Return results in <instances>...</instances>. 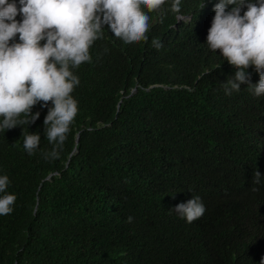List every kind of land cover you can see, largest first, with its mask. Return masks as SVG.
<instances>
[{
    "label": "trees",
    "instance_id": "1",
    "mask_svg": "<svg viewBox=\"0 0 264 264\" xmlns=\"http://www.w3.org/2000/svg\"><path fill=\"white\" fill-rule=\"evenodd\" d=\"M173 2L144 9L138 43L102 25L91 60L70 66L78 113L63 145L47 139L51 101L33 106L35 122L0 127V197L16 196L0 216V264H264L259 73L249 66L251 85L226 93L237 69L207 45L220 0H180L178 13ZM28 134L41 137L31 154ZM194 197L205 212L189 223L173 209Z\"/></svg>",
    "mask_w": 264,
    "mask_h": 264
},
{
    "label": "clouds",
    "instance_id": "2",
    "mask_svg": "<svg viewBox=\"0 0 264 264\" xmlns=\"http://www.w3.org/2000/svg\"><path fill=\"white\" fill-rule=\"evenodd\" d=\"M166 0H0V127H17V118L22 114L31 117L33 123L39 113L31 115V109L39 101H49L54 107L49 110L44 124L49 142L63 145L70 125L77 113V101L71 93L80 81L71 67H79L91 60L89 50L100 38L102 25H108L115 38L126 44L145 40L149 30V15L160 9ZM245 0H220L215 6L214 20L207 36L211 50L222 54L225 60L237 69L230 87V94L242 84H250L246 74L254 66L260 79L254 86L255 95L264 94V0L248 2L241 15ZM180 0H174L173 12H180ZM229 5H236L227 11ZM22 15V22L16 16ZM17 34L19 43L9 44ZM46 43L41 46V41ZM154 44L158 43L154 41ZM41 137L28 134L23 146L31 154L39 147ZM57 157L56 148L50 153ZM9 184L7 175L0 176V193H6ZM16 200L14 194L0 197V216L10 214ZM191 223L201 217L205 207L200 197L180 203L173 209Z\"/></svg>",
    "mask_w": 264,
    "mask_h": 264
}]
</instances>
